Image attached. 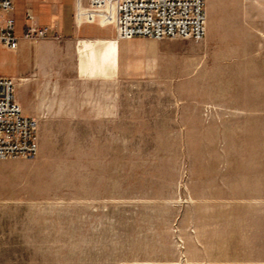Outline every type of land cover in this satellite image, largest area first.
Segmentation results:
<instances>
[{"label": "rangeland", "instance_id": "obj_1", "mask_svg": "<svg viewBox=\"0 0 264 264\" xmlns=\"http://www.w3.org/2000/svg\"><path fill=\"white\" fill-rule=\"evenodd\" d=\"M207 16L120 42L116 80L49 66L37 156L0 161V264H264V0Z\"/></svg>", "mask_w": 264, "mask_h": 264}, {"label": "crops", "instance_id": "obj_2", "mask_svg": "<svg viewBox=\"0 0 264 264\" xmlns=\"http://www.w3.org/2000/svg\"><path fill=\"white\" fill-rule=\"evenodd\" d=\"M13 1L19 49L0 45V76L19 80L22 88L17 99L25 116L39 120L55 112L52 99L57 88L48 69L63 57L77 65L79 74L87 73L88 79H118L121 61L115 23H105L102 15L90 19L86 3L77 0ZM27 12L32 13L35 25L52 27L59 40H26ZM7 17L0 12V22Z\"/></svg>", "mask_w": 264, "mask_h": 264}, {"label": "built area", "instance_id": "obj_3", "mask_svg": "<svg viewBox=\"0 0 264 264\" xmlns=\"http://www.w3.org/2000/svg\"><path fill=\"white\" fill-rule=\"evenodd\" d=\"M85 2L89 18L102 15L105 23H115L118 42L133 39L203 41L207 36V0H77ZM0 12L8 17L0 22V45L12 51L19 49L16 36L15 4L0 0ZM110 17L111 19H108ZM30 23L24 38L59 40L50 26ZM19 80L0 76V161L35 158L39 152V120L25 116L16 96Z\"/></svg>", "mask_w": 264, "mask_h": 264}]
</instances>
